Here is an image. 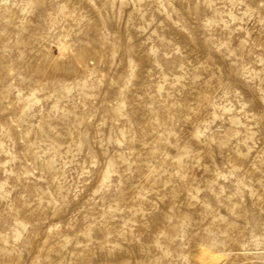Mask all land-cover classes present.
Instances as JSON below:
<instances>
[{"label": "clouds", "instance_id": "obj_1", "mask_svg": "<svg viewBox=\"0 0 264 264\" xmlns=\"http://www.w3.org/2000/svg\"><path fill=\"white\" fill-rule=\"evenodd\" d=\"M212 258L264 264V0H0V264Z\"/></svg>", "mask_w": 264, "mask_h": 264}, {"label": "bare ground", "instance_id": "obj_2", "mask_svg": "<svg viewBox=\"0 0 264 264\" xmlns=\"http://www.w3.org/2000/svg\"><path fill=\"white\" fill-rule=\"evenodd\" d=\"M206 255H209V254H206ZM204 263V262H203ZM208 263H215V260H214V258H212Z\"/></svg>", "mask_w": 264, "mask_h": 264}, {"label": "rangeland", "instance_id": "obj_3", "mask_svg": "<svg viewBox=\"0 0 264 264\" xmlns=\"http://www.w3.org/2000/svg\"><path fill=\"white\" fill-rule=\"evenodd\" d=\"M57 54H59L58 50H57ZM202 264H204L203 261H202ZM208 264H211V263H208ZM212 264H215V263H212Z\"/></svg>", "mask_w": 264, "mask_h": 264}]
</instances>
